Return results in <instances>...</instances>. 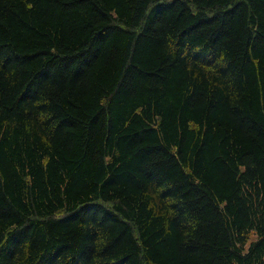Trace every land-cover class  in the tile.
Returning a JSON list of instances; mask_svg holds the SVG:
<instances>
[{"label": "trees", "instance_id": "1", "mask_svg": "<svg viewBox=\"0 0 264 264\" xmlns=\"http://www.w3.org/2000/svg\"><path fill=\"white\" fill-rule=\"evenodd\" d=\"M0 264H264V0H0Z\"/></svg>", "mask_w": 264, "mask_h": 264}]
</instances>
